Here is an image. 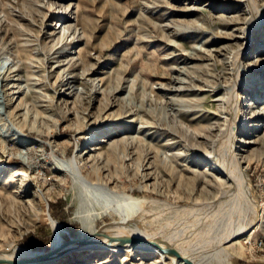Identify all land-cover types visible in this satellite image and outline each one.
<instances>
[{
	"label": "rangeland",
	"instance_id": "374dc122",
	"mask_svg": "<svg viewBox=\"0 0 264 264\" xmlns=\"http://www.w3.org/2000/svg\"><path fill=\"white\" fill-rule=\"evenodd\" d=\"M256 1V30L239 59L240 99L229 115L233 55L253 16L248 0H0V252L13 243L50 251L54 221L44 196L66 244L81 237L85 208L97 228L122 219L103 206L126 214L124 190L155 199L132 228L183 233L213 258L211 240L249 223L255 234L249 241L241 234L245 253L234 262L264 264V71L248 81L264 67V0ZM61 35L58 54L52 45ZM17 45L33 53L31 78ZM69 52L72 67L63 64ZM21 128L34 139L24 141ZM238 134L248 141L238 155L250 156L240 164L230 153ZM113 144L117 158L107 161ZM222 162L232 163L234 182ZM95 168L115 180L94 183ZM52 264L179 262L158 261L155 252L74 250Z\"/></svg>",
	"mask_w": 264,
	"mask_h": 264
},
{
	"label": "bare ground",
	"instance_id": "6f19581e",
	"mask_svg": "<svg viewBox=\"0 0 264 264\" xmlns=\"http://www.w3.org/2000/svg\"><path fill=\"white\" fill-rule=\"evenodd\" d=\"M248 4L250 6L249 8L251 9L253 16H252V19L249 20L248 26L246 29V36H245L246 44H245V46L243 48L240 47V48L236 49L234 51V55H233L234 63L236 64L235 70H236L237 77L235 76L236 79H234L233 83L231 84V87L227 91L228 96H227L226 101H227V110L229 112V115H230L231 111L234 112V110H233L234 105L237 104L239 102V99H240L239 89L241 88V84H240V80L238 78V74L242 68H241V64H240L241 61L239 63V59L241 60V58L245 54H247V51L249 50V41H250L251 35L256 30V28H255V26H256L255 9L257 7L256 6L257 1L256 0H248ZM75 24H76V26L78 25V23H75ZM257 25H259V24H257ZM64 31L65 30H63V32ZM62 42H63V37L61 35L55 40L54 44L52 45V48L57 47L56 52L58 54H63V52H64L63 48H65V43L63 44ZM74 42L75 41H71L69 44L72 45ZM14 52H15L14 54L16 55V57L23 59V65H24L25 70L28 72V76H29L28 78H31L30 76L32 74H34L33 73V67H34V65H33V53L30 51L29 47H27L25 45H17V48L15 49ZM63 61H64L63 64H70L69 67H72L74 64V62H72V57H70V52L66 56H64ZM262 70L264 71V67H262L261 69H258L257 72L253 73L252 79L248 80L249 83H252V84L255 83L256 74L261 73ZM59 77H60V75H58L57 79ZM256 83H257V81H256ZM235 107H236V105H235ZM251 110L253 111L252 113H253V115H255L256 118L262 117V115H260L259 111H256V112L254 111L253 107L251 108ZM233 117H234V115H233ZM177 118H178L177 116L173 117V119L176 122L179 121L181 123L182 120L181 119L178 120ZM231 119H232V117H231ZM246 122L247 121H244L241 119V123L243 124L244 130H246ZM125 126H126L125 124H121L118 127L124 128ZM195 129L196 128H193V130H195ZM20 130L22 132L24 141H30V140L34 139L33 137H30L27 134H25L24 130L22 128ZM187 130H189V128ZM101 132H102V130L98 131V132L93 131L88 136V139L90 140V142H94L97 139L98 134ZM188 133H190V132H188ZM185 135H186V133H185ZM228 141H229V139H228ZM247 142L248 141L246 140V138H244V137L240 136V134H238L232 140V147L230 145L231 157L234 160H237V162L239 164L248 161V159L250 158L249 155H247V156L242 155V154H241V156L238 155L239 151L242 150L241 147L246 145ZM4 143H5V138H2L0 136L1 146H4ZM116 149H117V145L113 144V146L111 148H109L108 150L105 151L107 161L116 160V158H117ZM97 150H98V152L96 153V155L103 152L100 148ZM96 155H94V156H96ZM219 160H221V158H219ZM222 160H223V158H222ZM233 162L234 161H232V163ZM217 163H218V161H217ZM222 163H223V165L227 164L226 167L223 166L224 168H223L222 172H224V174H227L228 178L234 182L235 179H234L233 173L227 169V166L229 168V164H232V163H228V162L227 163L222 162ZM86 164L87 163L85 162V163H83V165H81L79 167L82 173H84V171H85ZM233 169L235 170V167L231 168L232 171H234ZM238 169H236V171L240 170V169L239 170ZM23 170H25V169L20 168V169L15 170L13 172V176H16L17 174H19ZM94 170H95L94 173L89 174V176H88L92 181L94 180L93 181L94 183L99 182L100 184H103V186H107L109 183H111L115 180V179L112 180V177H106L105 179L101 178L100 177L101 174L98 175L99 169L95 168ZM96 170H97V172H96ZM120 193H122V195H123L124 202L129 203L130 206H132V209H130L129 211L126 212V214L123 215L121 208H114L111 206L110 202H107V204L104 205L103 208L111 209L110 211H113L117 215L122 216V219H120L116 224H109V225H105L104 227L97 228V227H95V217H96L95 213H90L91 209L85 208L84 209L85 214L82 213L83 214L82 215L83 225L81 226V229H80V236L81 237L82 236H84V237L85 236H87V237L91 236L92 239H90L89 241H85L86 243H84V242L79 243V244H81L80 246H77L78 244H74V243H72V244L66 243L68 245L63 243L64 239H63V236L61 234L62 225H61V223L57 222L56 220H54L51 217L50 212H49V208H48L49 207V202H48L49 199L47 198V196H44L43 197L44 213L46 215H48V217H50V219H52L54 221L55 234H54V238L52 240V247H50L51 249L49 251L51 254L45 258H42L41 254H44V252L37 253V251H34L32 249H28L25 247H19L16 243H13V244H11V247H8L7 250L0 252V264H52L53 262L65 257L68 253H70L74 250H88V251H91V250H99V251L100 250H112V251H116V252L126 251V252H129L130 254L134 253L135 251H138L140 253L155 252V253H157L158 261H166V260L171 259L174 261H178L179 264H189L188 261H190L191 264H235L234 261L238 258V256H241L245 253L244 252L245 250L243 247L244 242L249 241V239H251V237L254 236L255 231H256V229L249 231L248 230L249 223H248L243 227H237V228L227 232L226 234L219 236L218 238H216V240H211L210 244L215 241V243H213L214 244L213 246H215V249H214L215 255L213 258H211L209 255H207L205 253V251H200L199 250L200 248H198V246H196L193 242H191V240L190 241L188 240L189 238L184 239L183 233H178L176 231H175V233L166 232V231L164 233H154V231H146L145 229H147V228H145V229H143V228H138V229L132 228L133 227L132 222H135L137 219H140V217L142 215V213L138 212L139 208L141 206L145 205L150 200H155V199L154 198L150 199L146 196H138L135 194H129V193H126L124 190L120 191ZM206 212H204V213H206ZM198 213L200 214L201 212H197V215H199ZM89 215H91V216H89ZM207 215H209V214H207ZM259 216H257L256 219H259L263 222V220H262L263 216L262 217L261 216L259 217ZM202 217L205 218V215ZM209 219H210V217H209ZM145 221L147 222V220H144V222ZM247 232H249V235L246 236L247 241H245V237H241V234L247 233ZM110 234L114 235L116 239L110 240L108 238V236ZM125 235L140 237L142 239V241L127 242L123 245H120L119 238L121 236L123 237ZM145 240L152 241L153 243L149 242V241L147 242ZM230 240H234V243L236 244V246L233 250H231L230 248H228L225 245V243L229 242ZM167 245L172 246L173 248L177 249L185 257L186 260L166 253L164 251V247H166Z\"/></svg>",
	"mask_w": 264,
	"mask_h": 264
},
{
	"label": "water",
	"instance_id": "95a60500",
	"mask_svg": "<svg viewBox=\"0 0 264 264\" xmlns=\"http://www.w3.org/2000/svg\"><path fill=\"white\" fill-rule=\"evenodd\" d=\"M90 239H92L91 236L71 238L66 243H68V244H72L73 242H75V243H81V242L89 241ZM138 241H142V239L140 237H137V236L125 235V236H123V237L121 236L119 238L120 245H123V244H125L127 242H138ZM145 241L148 242L149 240H145ZM149 242H152V241H149ZM68 244H66V245H68ZM164 251L166 253L170 254V255H174V256H177L178 258H182V259L186 260L185 257L177 249L173 248L172 246L167 245L166 247H164ZM50 254H51L50 252H47V253L43 254V256H41V257L42 258H45V257H47ZM188 262H189V264H191L190 261H188ZM235 264H249V263H240V262H237Z\"/></svg>",
	"mask_w": 264,
	"mask_h": 264
},
{
	"label": "built area",
	"instance_id": "2783aa9c",
	"mask_svg": "<svg viewBox=\"0 0 264 264\" xmlns=\"http://www.w3.org/2000/svg\"><path fill=\"white\" fill-rule=\"evenodd\" d=\"M263 243V241H261V244Z\"/></svg>",
	"mask_w": 264,
	"mask_h": 264
}]
</instances>
